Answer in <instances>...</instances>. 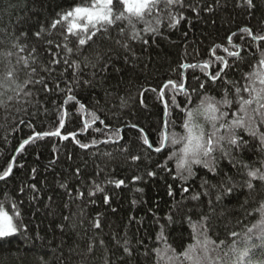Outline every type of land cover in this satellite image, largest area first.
I'll use <instances>...</instances> for the list:
<instances>
[{
  "label": "trees",
  "instance_id": "1",
  "mask_svg": "<svg viewBox=\"0 0 264 264\" xmlns=\"http://www.w3.org/2000/svg\"><path fill=\"white\" fill-rule=\"evenodd\" d=\"M89 2L0 0L2 46L10 47L18 36L21 43L27 39V47L35 49L33 55L37 58V72L42 75L44 73L39 64L43 62L47 66L49 58L61 61L75 59L79 62L82 57L69 54L65 48V45L75 48V37L67 33L69 22L64 21L55 30L50 25L65 11ZM188 3L194 5L197 11L187 7ZM244 3L245 0H219L218 5L217 0H186V7L179 10L184 19L177 27H168L165 17L164 23L157 25L160 34L152 36L147 45L131 42L135 56L125 53L114 42L102 45L99 49L102 55L109 47L114 50L108 53L111 56L109 70L95 77V87L84 85L69 93L76 96L75 101L65 95V85L61 84V91L47 95L34 91L32 97L21 96L19 103L14 102L7 111L0 109V174L7 166H12L17 149L36 132L59 130L61 133L58 137L40 136L24 144L16 156L7 184L0 181V201H7L4 209L10 215L14 212L11 201L22 195L18 188L23 187L20 209L23 223L28 229L26 234L0 239V264H104L105 257L109 264H166L162 252L157 255L153 251L149 257H145V249L153 244L165 248L166 245L161 243L162 236L166 237L167 245L177 252L181 251V245L186 250L197 244L196 234L201 226L195 221L189 224L177 218L178 222L172 223L166 232H162L156 223L157 220L163 223L174 211L173 205L189 194L181 191L183 182L176 177L178 161L168 159L171 151L166 148L161 153L145 152L137 144V132L142 127L145 133H151L152 139L156 138V126L165 114V111L162 112L164 99L160 96L161 90L164 88V96L168 100L173 90L171 85H164L169 80L177 84L185 83L181 64L208 62L211 64L208 71L222 68L215 62L213 49L216 55H223L232 63L233 58L223 49L227 47L232 50L227 38L232 37L233 32L241 34L239 30L243 27H251L256 33L264 32V0H254L255 7L252 9H247ZM209 8L213 11H208ZM143 27L144 24L138 25V28ZM22 32L27 33L26 38L21 36ZM37 32L39 36H36ZM112 35L115 37L116 33ZM241 35L248 42L244 51L252 60L254 52L258 55L256 44L264 42H252L247 34ZM244 40L240 43H244ZM236 42V38L232 37V43ZM217 45L220 47L217 48ZM55 67L60 68V65ZM64 70V79L71 85L70 76L75 71L67 66ZM89 71L93 69H84L85 76ZM233 71L244 72L246 68L241 66L239 69L233 68ZM205 75L207 73L202 71V65L187 68L185 87L189 81L195 86L198 83L195 77ZM26 99L32 102L26 103ZM182 99V96H177L178 101ZM193 99L195 101V96ZM122 100L127 101L125 107L120 106ZM80 104L85 107L81 108ZM183 108L185 113L189 110L188 105H183ZM179 111L168 109L167 120L171 119L176 125L169 126L172 131L183 134L181 121L176 117ZM93 112L105 124H100L99 119L92 122ZM62 113L63 127H59ZM133 123L138 127L132 128ZM105 125L109 129L113 126L123 129V139L119 143L129 141L127 151L112 144L91 145L90 137L100 141L105 139L96 132L97 127L103 129ZM65 135H75L76 139H64ZM77 139L89 143L90 147L80 148ZM173 150L179 152L180 148L177 146ZM106 152L112 154L111 158L104 155ZM133 155H140L141 160H133ZM243 158L249 163L257 161L260 153L255 149L245 151ZM159 164L167 165V170L159 167ZM220 167L229 175L236 171L227 160L222 161ZM152 170L157 174L148 177L146 172ZM196 170L195 180L189 181L191 191H200L201 177L208 176L215 182L216 178L211 177L206 169ZM136 175L141 179L134 181ZM120 179H124L125 183L116 187V181ZM30 184L36 186L35 200L32 199ZM247 192L246 188L241 189L215 205L216 213H224L214 217V226L209 231V238L217 241V247H220L221 240L231 242L241 251L248 245L260 243L256 238L258 231L254 229L253 233H248V228L259 223L258 210L264 207V202L258 197L256 202L248 205V213L244 215L240 205ZM208 199L207 196L202 197L205 203L200 205L205 212L212 211L207 204ZM186 203L190 206L196 202ZM200 209L195 211L199 212ZM96 221L101 223V229L95 228ZM233 228L237 233L235 237L231 233ZM101 239L106 248L100 245ZM125 240L130 241L128 247L134 253L131 260L121 259ZM90 241H95V251L91 255L88 252ZM138 242L142 243L138 245ZM137 246L139 253L135 252ZM232 258L235 259L234 256ZM248 261L259 264V248L252 249L244 264H248Z\"/></svg>",
  "mask_w": 264,
  "mask_h": 264
},
{
  "label": "snow or ice",
  "instance_id": "2",
  "mask_svg": "<svg viewBox=\"0 0 264 264\" xmlns=\"http://www.w3.org/2000/svg\"><path fill=\"white\" fill-rule=\"evenodd\" d=\"M217 4L219 5V0H217ZM243 6L247 9L254 8V0H245ZM185 7L186 0H90L84 6H74L59 18L54 19L50 27L55 30L58 25L68 21L67 33L75 37V48L65 45L66 51L77 58L82 57V59L77 62L75 59L61 61L49 58L47 66L43 62L39 64L44 75L37 72V58L33 55L35 49L27 47V39L21 43V37L18 36L15 42L7 48L3 47V42L0 41V109L7 111L14 102L19 103L21 96L32 97L34 91L43 92L46 95L53 91H61V84L65 85L63 89L65 95L75 101L76 96L69 95V93H73L76 87L84 85L95 87V77L99 73H107L109 70L111 56L108 53H112L114 50L109 47L102 55L99 51L102 45L106 42H114L125 53L135 56L134 46L131 42L147 45L152 36L160 34L157 25L164 23L165 17L168 27H177L184 19L179 10ZM187 7L197 11L191 3H188ZM208 11H213V9L209 8ZM83 21L87 23H82ZM140 24H144L145 27L138 28ZM74 30L76 31L74 32ZM113 32L116 33L115 37L112 35ZM239 32L247 34L252 42H264V32L256 33L251 27H243ZM241 34L233 32L232 37H235L237 42L232 43V37H228L227 42L231 44L232 50L230 51L227 47L223 49L229 57L233 58L232 63H229V60L223 55H216V50L213 49L212 54L215 56V62L222 65V68L208 71L211 64L205 62L202 65V71L207 75L195 77L198 81L195 86L191 81L185 87L184 83L177 84L172 80L164 85V87L171 85L173 91L168 100L162 101V112L170 108L180 110L176 113V117L181 121L180 126L183 129V134L172 131L169 126L175 127L174 121L164 120L163 116L161 122L156 126L157 136L155 139L151 138L150 132L144 133L142 127L137 132V144L145 152L161 153L166 148L171 151L168 159L175 158L178 161L176 177L183 182L181 191L189 194L173 205L174 211L167 216L163 223L160 220L156 221L160 225L161 231L166 232L172 223L178 222L177 218L189 224L195 221L201 226L200 232L196 234L197 244L195 246L185 250L181 245V251L177 252L167 245L166 237L162 236L161 243L166 247L161 249L153 244L150 248L145 249L143 253L145 257H149L155 251L157 255L163 253L166 264H244L245 258L249 256L252 249L259 248V264H264V207L258 210L260 213L259 223L248 228V233H253L254 229L258 231L256 237L260 241L258 245H248L241 251L231 242L226 243L224 240L219 241L220 247H217V241L209 238V231L214 226V217L224 215L223 212H215V205L223 199L246 188L248 192L244 202L240 205L244 215L248 213V205L256 202L258 197L261 202H264V44H256L258 55L254 52L252 60H249L248 52L244 51L248 42ZM39 35L40 33L37 32L36 36ZM21 36L26 38L27 33L22 32ZM242 40L244 43H240ZM133 63H135L134 60ZM55 65H60V68H56ZM65 66L73 68L75 71V74L70 76L73 82L71 85H68L64 79ZM198 66L180 65L185 69ZM241 66H244L246 71H233V68L239 69ZM84 69H93V71H89L85 76ZM103 78L101 77V79ZM152 91L155 92L156 89H152ZM197 93H199L198 96ZM164 95V92L160 93L161 97ZM178 95L183 99L178 101ZM25 102L31 103L32 101L26 99ZM126 104L127 101L122 100L120 106L125 107ZM183 105L189 106L186 113ZM80 107L84 108L85 105L80 104ZM182 113L184 115H181ZM63 115L62 113L58 122L59 127H63ZM97 119L99 118L96 113H91L92 122ZM99 123L105 124V121L99 119ZM86 127L87 122H85ZM131 127L137 128L138 125L133 123ZM121 131L119 126H113L111 129L108 128V125H105L103 129L97 127L96 132L101 133L105 139L100 141L95 137H90L91 145L112 144L120 150L127 151L126 145L130 142L125 140L124 144L119 143V140L123 139ZM60 135L59 130L36 132L33 139L40 136L58 137ZM63 138L68 139V136L65 135ZM73 139H76L75 135H73ZM76 142L82 149L90 147L89 143L81 142L79 139ZM24 144H28V140H25ZM177 146L180 148L179 152L173 150ZM253 149L260 153V158L250 163L245 162L243 153L253 151ZM104 155L111 158L112 154L106 152ZM132 159L139 161L141 156L133 155ZM225 160L232 168L236 169L235 173L229 175L223 171L220 165ZM159 167L167 170L165 164H159ZM196 169H206L211 177L216 178L215 182L208 176L201 177L200 191H191L189 181L195 180ZM12 171V167L7 166L6 170L0 174V181L7 184V178L12 174ZM156 174L155 170L146 172L148 177H153ZM140 179L139 175L133 177L134 181ZM124 183V179H120L116 181V187H120ZM29 188L33 190L32 199L35 200L36 186L30 184ZM97 188L99 190V186ZM18 191L22 195L11 201L13 215L4 209V204L7 201H0V239L21 233L26 234L28 231L23 223L20 209V204L23 203V187H19ZM80 195L82 196L83 193ZM204 196L209 198L207 204L212 207L210 212L200 209V205L205 203L202 200ZM186 201H195L196 203L189 206ZM196 209H200L199 212L195 211ZM64 219L67 220L68 217H64ZM237 222L239 223V220ZM73 227L75 226L73 225ZM101 227V223L96 221L95 228L101 229ZM231 233L233 237L237 235L234 228L231 229ZM99 243L106 248L102 239ZM129 243L130 241L125 240L121 259L131 260L134 257L133 250L128 247ZM139 243L142 242H138V245ZM94 251L95 241H90L89 255ZM135 252L139 253V246ZM233 256L235 259L232 258ZM104 264H109L107 257H105ZM248 264H252V261H248Z\"/></svg>",
  "mask_w": 264,
  "mask_h": 264
},
{
  "label": "water",
  "instance_id": "3",
  "mask_svg": "<svg viewBox=\"0 0 264 264\" xmlns=\"http://www.w3.org/2000/svg\"><path fill=\"white\" fill-rule=\"evenodd\" d=\"M190 64H193V65H203L204 63H190ZM183 69H184V77H185V83H184V84H186V69H185V68H183ZM161 92H164V88H162ZM163 99L166 100V99H165V96H163ZM167 112H168V110L165 111V114H164V120H167ZM121 130H123V129H121ZM121 132H122V131H121ZM144 133H145V132H144ZM67 136H68V138L73 137V135H67ZM34 137H35V135H34L33 137L29 138L28 141L33 140ZM23 145H24V142H23V143L20 145V147L17 149V151H16V153H15V155H14V157H13V162H12V166H11L12 169L14 168V164H15L16 156H17L19 150L21 149V147H22Z\"/></svg>",
  "mask_w": 264,
  "mask_h": 264
},
{
  "label": "rangeland",
  "instance_id": "4",
  "mask_svg": "<svg viewBox=\"0 0 264 264\" xmlns=\"http://www.w3.org/2000/svg\"><path fill=\"white\" fill-rule=\"evenodd\" d=\"M82 23H85L86 24L87 22L86 21H83Z\"/></svg>",
  "mask_w": 264,
  "mask_h": 264
}]
</instances>
